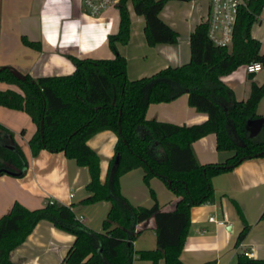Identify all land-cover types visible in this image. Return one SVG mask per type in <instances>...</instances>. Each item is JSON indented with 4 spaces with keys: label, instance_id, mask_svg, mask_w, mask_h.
<instances>
[{
    "label": "trees",
    "instance_id": "1",
    "mask_svg": "<svg viewBox=\"0 0 264 264\" xmlns=\"http://www.w3.org/2000/svg\"><path fill=\"white\" fill-rule=\"evenodd\" d=\"M166 1L120 0L117 31L107 37L112 58L71 57L73 72L35 79L10 66L0 67V82L18 89L0 90V106L22 110L35 126L36 131L27 141L31 154L36 155L40 149L62 152L67 159L72 158L88 170L87 196L81 203L110 201L99 231L81 223L71 206L48 201L39 208L29 209L14 201L0 216V264H16L9 259V252L40 219L73 236L60 264H132L134 256L152 264L161 258L165 264H184L178 255L188 232L189 207L214 200L211 177L231 170L242 160L264 156V138H248L244 128L246 120L259 117L256 105L264 96V81L252 82L249 96L236 100L220 80V75L250 61L264 65L261 44L250 34L264 0H245L244 5L237 7L230 46L211 43L206 22H199L189 34L188 62L168 65L149 76L131 80L126 76L125 59L116 46L126 43L129 37L126 3L130 2L133 11L143 17L145 42L153 45L177 40V32L159 16ZM21 39L27 46L38 45L25 37ZM184 93L189 106L206 114L201 123L176 125L145 118V109L151 102H167ZM102 130H110L116 136L104 182L99 178L98 156L86 144L90 136ZM208 133L214 134L217 151H230L231 155L218 163L199 164L191 144ZM12 136L0 124V175L8 172L21 176L26 163ZM136 167L142 168L145 184L156 176L175 194L171 211L160 209L151 191L153 203L149 207L133 206L120 193V175ZM233 206L243 223L235 238L237 246L250 226L244 221L240 207ZM150 217L155 248L134 251L131 241L140 232L136 225ZM259 219L264 220V209ZM200 264H214V261ZM235 264H264V258L240 253Z\"/></svg>",
    "mask_w": 264,
    "mask_h": 264
},
{
    "label": "crops",
    "instance_id": "2",
    "mask_svg": "<svg viewBox=\"0 0 264 264\" xmlns=\"http://www.w3.org/2000/svg\"><path fill=\"white\" fill-rule=\"evenodd\" d=\"M127 12L129 37L126 43H117L116 46L117 52L125 59L127 78L134 80L168 65L180 66L189 61V34L195 25L204 21L208 0H167L164 3L159 16L177 32L174 43L147 45L143 17L132 7ZM118 17L117 10L113 13V9L103 11L98 18L81 14L79 0H0V67L10 66L35 79L73 72L75 66L71 57L112 58L114 54L107 46V37L116 33ZM250 34L261 46L264 44V18L259 16L252 24ZM22 37L38 45L27 46ZM263 67L261 64L260 70L247 74L240 65L232 72L220 75V80L233 92L236 100H245L250 93V84L264 81V72L260 82L254 80ZM5 88L18 91L14 85L0 82V90ZM256 113L257 118H264V96L256 105ZM24 114L22 110L0 106V124L12 132V140L26 163L21 176L0 175V216L14 201L29 209L39 208L48 201L57 202L71 206L81 223L99 231L110 201L81 203L87 196L88 170L78 166L72 158L67 159L62 152L40 149L36 155L31 154L27 141L36 130L29 116ZM206 117L205 113L189 106L187 93L167 102H151L145 109L146 119L176 125L201 123ZM246 134L248 138L262 139L264 125L254 134L249 131ZM115 139L112 131L102 130L86 140L98 156L101 182L105 180ZM191 148L199 164L218 163L231 155L230 151L215 149L213 133L192 141ZM142 174L141 167L121 174L119 191L131 205L149 207L153 199L144 188ZM156 180L157 177L153 176L149 185L157 184ZM161 184L165 190L158 187L161 195L154 192L156 201L160 209L171 211L176 196L162 181ZM210 184L214 200L189 207L188 232L178 258L184 264L211 260L214 264H235L238 254L248 250L251 251L250 258H264V220L259 219L264 209V156L242 160L231 170L211 177ZM233 203L240 207L244 221L250 226L237 246L235 238L243 223ZM210 216L213 221L207 220ZM136 230L140 232L131 241L133 250L154 249L153 218L138 223ZM72 241L71 234L40 219L23 241L9 252V259L16 264H60ZM132 264L152 263L145 259L138 261L134 256ZM157 264L165 263L161 258Z\"/></svg>",
    "mask_w": 264,
    "mask_h": 264
},
{
    "label": "built area",
    "instance_id": "3",
    "mask_svg": "<svg viewBox=\"0 0 264 264\" xmlns=\"http://www.w3.org/2000/svg\"><path fill=\"white\" fill-rule=\"evenodd\" d=\"M120 0H79L80 12L92 18H98L107 9H117ZM245 0H208V13L204 18L208 30L207 37L213 44L220 46L231 45L232 24L237 13V7L244 5ZM264 10V5L262 11ZM261 68L258 61L243 64L245 73H253ZM209 221L213 218L208 217ZM243 255L251 257V251H241Z\"/></svg>",
    "mask_w": 264,
    "mask_h": 264
},
{
    "label": "rangeland",
    "instance_id": "4",
    "mask_svg": "<svg viewBox=\"0 0 264 264\" xmlns=\"http://www.w3.org/2000/svg\"><path fill=\"white\" fill-rule=\"evenodd\" d=\"M126 8H127V11L129 10L130 11V9H131V4H130V2H127L126 3ZM116 8L115 9H113V13H115L116 12ZM260 17L261 18H264V10H263V12H261V14H260ZM260 51L263 53L264 52V44L260 47ZM264 72V67H263V69H262V71H260V72H257L256 73V78L254 79V80H256L257 82H260L261 80V74ZM25 115V114H24ZM26 116V115H25ZM156 182H158L157 184L159 185H157L156 183H152L151 185H149V181H148V184H145V182L143 181V183H144V188H145V190H147V192L149 193V195H150V197L152 198V196H151V193H150V191L154 194V197H155V193H157V194H159V195H161V193L159 192V188H160V186H162V184H161V181H160V179L157 177V180H156ZM159 187V188H158ZM163 188V189H162ZM161 189L162 190H165L164 189V187L162 186L161 187ZM155 192V193H154ZM155 200H156V197H155ZM138 260V259H137ZM138 261H141V259H139Z\"/></svg>",
    "mask_w": 264,
    "mask_h": 264
},
{
    "label": "water",
    "instance_id": "5",
    "mask_svg": "<svg viewBox=\"0 0 264 264\" xmlns=\"http://www.w3.org/2000/svg\"><path fill=\"white\" fill-rule=\"evenodd\" d=\"M245 130L249 131L250 134H254L256 131H258L263 125H264V118H250L248 120L245 121ZM11 147V146H9ZM117 161V157L114 158V163L116 164ZM7 174H10L8 172H6ZM10 175H14V174H10ZM242 253V252H240Z\"/></svg>",
    "mask_w": 264,
    "mask_h": 264
}]
</instances>
